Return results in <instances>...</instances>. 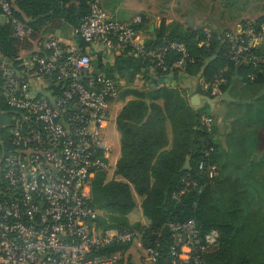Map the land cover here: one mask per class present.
<instances>
[{"label":"built area","instance_id":"2783aa9c","mask_svg":"<svg viewBox=\"0 0 264 264\" xmlns=\"http://www.w3.org/2000/svg\"><path fill=\"white\" fill-rule=\"evenodd\" d=\"M90 12L75 33L83 46L63 47L50 35L41 36L26 59H6L0 53V264H116L136 255L137 263L158 264L159 253L144 245L138 231L103 229L101 212L88 206L90 183L96 173H115L119 151L107 138L113 123L111 110L118 103V84L94 74L92 59L102 64L131 48L134 57L154 63L166 77L193 62L186 47L171 43L162 49H146L136 27L112 20L100 0L89 3ZM1 16L10 22L13 36L29 38L31 27L10 18L7 0H0ZM209 46L211 32L205 30ZM229 59L264 62L248 55L264 46V24L237 22L217 34ZM179 58L166 66L164 51ZM254 81L255 75H248ZM226 83L222 73L212 82H200L212 98ZM213 119L204 117L212 127ZM202 169V165L199 167ZM171 244L166 264H206L205 256L219 246V231L201 233L192 219L169 223ZM114 244H126L123 252H98ZM98 253V254H97ZM160 264V263H159Z\"/></svg>","mask_w":264,"mask_h":264},{"label":"trees","instance_id":"16d2710c","mask_svg":"<svg viewBox=\"0 0 264 264\" xmlns=\"http://www.w3.org/2000/svg\"><path fill=\"white\" fill-rule=\"evenodd\" d=\"M92 0H7L14 18L31 27L29 38L13 36L10 22L0 19V53L6 59H16L20 52H32L39 37L55 30L69 34L79 46L83 42L75 30L88 16ZM138 17V16H137ZM1 18V10H0ZM136 27L140 31L144 17ZM264 24V17L244 19ZM236 24V23H235ZM211 32L209 46H200L206 39L203 29H184L177 23L160 27L144 41L146 49H162L171 43L183 44L193 62L181 70H173L177 81L196 79L200 74L210 83L222 73L226 83L255 75L254 83L264 82V62L234 64L217 34L235 25ZM66 40L60 41L69 47ZM131 48L114 58L112 64H102L101 56L92 59L94 74H103L118 85V100L125 102L115 119L120 137V156L114 180L107 181L103 172L91 180L88 206L100 211L98 225L103 229L138 231L147 247L159 253L158 262L166 264L171 244L169 223L192 219L201 233L219 231L218 249L205 256L206 264H264V177H253L249 169L232 162L216 141L214 123L208 128L204 117H211L209 106H192L188 87L180 85L152 86L166 77L154 63L134 57ZM167 67L179 58L172 50L164 51ZM264 58V46L247 56ZM211 57H215L210 61ZM147 81V88L133 87L137 76ZM153 77V78H152ZM146 85V84H145ZM195 93L211 95L198 85ZM2 108V104H0ZM214 121V118H213ZM202 165V169H200ZM257 167L255 163L250 169ZM141 199L142 215L147 225L130 224L128 215ZM126 244H114L99 254L125 251ZM97 253V254H98ZM158 263V264H159ZM116 264H132L130 259Z\"/></svg>","mask_w":264,"mask_h":264},{"label":"crops","instance_id":"0c3cea01","mask_svg":"<svg viewBox=\"0 0 264 264\" xmlns=\"http://www.w3.org/2000/svg\"><path fill=\"white\" fill-rule=\"evenodd\" d=\"M211 1L100 0V3L110 18L118 22H129L137 16H143L145 19L138 36L141 41H147L152 38V33L162 23L165 25L177 23L184 29H203V31L223 29L220 27L221 23L217 24L212 20L217 18L214 12H218V9L209 3ZM241 3L246 5L241 6V20L264 17V0H241ZM5 21L6 19L2 22ZM47 34L59 41L66 40L65 43L69 46L78 45L75 40L69 39L68 33L62 30H55ZM29 55V50H25L20 52L17 58L26 59ZM139 77L137 76L135 81ZM200 77L177 81L173 76L172 79L169 78L164 81L170 86L180 85L188 88L191 82L195 93L196 86L200 85L203 80ZM141 81L143 87L147 88V85H149L147 81L144 78ZM124 103L122 101L118 113ZM205 104L209 106V111L214 118L216 141L221 149H224L228 159L241 164V170L246 168L251 170L253 172L251 176L255 178L264 177V82H247L243 77H241V80H232L226 85V89L220 92L218 100L212 107L204 100H200L198 106ZM113 123L115 125V120ZM253 163L258 165V168L251 167L250 169L249 167ZM135 200L141 199L135 197ZM139 204L141 205V203Z\"/></svg>","mask_w":264,"mask_h":264},{"label":"rangeland","instance_id":"374dc122","mask_svg":"<svg viewBox=\"0 0 264 264\" xmlns=\"http://www.w3.org/2000/svg\"><path fill=\"white\" fill-rule=\"evenodd\" d=\"M209 3L213 5V7H216L218 9V12L217 11L214 12V14L217 15V18L212 19V20L216 22L217 24L221 23L220 27L223 29L226 27H230L234 23L240 22L241 21V6L242 7L246 6V5H243L244 3H241V0H212ZM141 79L143 78L140 75L139 79L138 80L136 79V81H134L133 87L141 89L143 87V83ZM119 86L123 88L125 86L124 82L119 81ZM121 105H122V101L116 104V106H114L111 110V117L114 120L116 118V114L118 113V110ZM199 107H202V106H199ZM209 114L212 115L211 113ZM106 135H107V138L110 140V142L115 146L118 152L119 145H120V137H119V134L116 130L114 123H111L108 126L106 130ZM106 179L107 181H109V180L116 179V177L111 172H109L106 176ZM139 203H141V200L136 201V207L133 210V212L128 215V221L130 224H133V225L134 224L147 225L148 221L142 215L141 206ZM129 253L130 254L128 258L133 260L134 263H137L136 255L133 252L131 254V251Z\"/></svg>","mask_w":264,"mask_h":264},{"label":"water","instance_id":"95a60500","mask_svg":"<svg viewBox=\"0 0 264 264\" xmlns=\"http://www.w3.org/2000/svg\"><path fill=\"white\" fill-rule=\"evenodd\" d=\"M0 19H1V21H3V20H4V17L1 16ZM214 58H215V57H211V58L209 59V61L206 63V65H207L210 61L214 60ZM201 75H202V74H200L199 76H201ZM169 78L172 79L173 76H170ZM189 93H190V95H191V97H190V103H191L192 106H198V105H199V101H200V100H204V101H206V103H208V104L211 105V107H212L213 104L218 100V97L210 98V97H208V96H201V95H197V94H195V93H194V90H193V85H192L191 82H190V86H189Z\"/></svg>","mask_w":264,"mask_h":264}]
</instances>
